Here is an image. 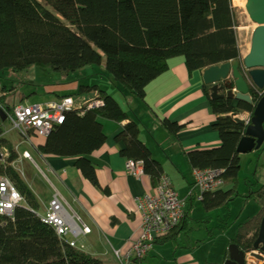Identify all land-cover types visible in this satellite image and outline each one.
Wrapping results in <instances>:
<instances>
[{
	"label": "trees",
	"instance_id": "16d2710c",
	"mask_svg": "<svg viewBox=\"0 0 264 264\" xmlns=\"http://www.w3.org/2000/svg\"><path fill=\"white\" fill-rule=\"evenodd\" d=\"M236 11L233 0H0V75L23 74L39 67L70 77L100 67L103 55L105 72L120 92L144 102L148 86L168 71L172 60L183 59L190 73L240 61ZM204 90L218 117L214 129L221 146L191 152L186 157L192 171L219 170L223 172L224 185H234L228 193L203 195L201 203L210 213L226 208L238 196L242 167L237 147L246 129L231 119L235 109L230 100L212 101L210 87ZM3 93L6 95L4 87ZM95 94L103 101L102 108L66 114L64 124L37 151L43 156L79 159L85 178L97 186L95 174L86 168L84 158L106 144L99 119L122 124L129 117L119 102L98 86L80 87L74 96H62L57 101ZM6 97L2 103L12 108L6 104ZM253 97V105L241 103L237 108L253 113L260 100ZM162 125L173 136L182 129L167 121ZM2 127L0 118V151L7 155L6 159L0 157V180L11 183L21 204L13 218L0 217V264H104L71 248L53 227L42 222L37 215V199L13 167L18 154L3 138ZM140 136L139 125L131 121L115 142L122 146L120 154L124 159L142 163L144 174L159 178L163 175L162 166L152 158ZM248 198L261 210L239 226L230 242V247L235 246L246 255L254 252L264 219V185L257 192L251 191ZM184 224L185 220L156 242L173 240Z\"/></svg>",
	"mask_w": 264,
	"mask_h": 264
},
{
	"label": "crops",
	"instance_id": "0c3cea01",
	"mask_svg": "<svg viewBox=\"0 0 264 264\" xmlns=\"http://www.w3.org/2000/svg\"><path fill=\"white\" fill-rule=\"evenodd\" d=\"M203 72L190 73L183 59L172 60L169 62L168 71L148 86L144 102L134 101L131 100L130 95L126 96L130 110L125 111L129 120L118 124L99 119L106 144L99 152L84 158L86 168L95 174L97 186L85 178L79 168V159L41 155L37 148L45 140L28 143L40 158L43 168H40L32 157L31 164L53 189L51 194L39 192L37 195L33 186L29 187L37 198L38 210L43 212V216L38 213L37 215L40 218L45 217L51 202L58 197L64 208L91 230L90 235L81 236L77 240L78 249L98 258L104 264H120L116 260L115 253L119 254L122 264H224L229 258V251L221 255V262H210L209 257L200 255L201 248L207 242L217 239V231L201 227L200 232L202 231L204 235L195 237V240L193 236L197 232L196 225L199 224L194 218L193 211L199 205L201 211L205 212V210L199 194L193 191V171L186 155L221 146L219 135L214 129L218 117L213 113L205 94ZM93 96L94 99L98 97L96 94ZM83 98L80 99L85 100ZM237 105L233 103L234 109ZM131 121L139 125L140 140L150 151L152 158L162 166L163 175L171 179L179 197L183 200L187 199L188 203L185 224L173 235V240L166 243H157V241L143 259H138L133 250L140 238L137 200L157 196L158 178L144 173L134 177L127 171L128 160L121 156L122 146L115 142V138ZM163 121L176 124L182 129L177 136H173L163 127ZM242 156L240 155V158ZM22 161L23 159L20 158L18 165ZM256 173L255 171L254 176ZM174 181H177L179 191ZM252 187L251 190H256L252 192H257L261 188L259 183ZM233 188L234 185L223 184L216 193H228ZM190 194L192 197H189ZM249 194L244 198L245 204L255 202L253 199L248 200ZM258 207L259 213L261 207L259 205ZM211 213L210 217H212ZM220 213L222 215V212ZM241 214L240 212L238 217ZM234 238L228 239L229 248Z\"/></svg>",
	"mask_w": 264,
	"mask_h": 264
},
{
	"label": "rangeland",
	"instance_id": "374dc122",
	"mask_svg": "<svg viewBox=\"0 0 264 264\" xmlns=\"http://www.w3.org/2000/svg\"><path fill=\"white\" fill-rule=\"evenodd\" d=\"M233 7L237 10V39L241 56L244 58L249 54L252 35L256 30V25L250 21L244 9L234 6V4ZM47 10L52 12L59 20L63 21L54 11L49 8H47ZM105 63V57L102 55V65L100 67L88 68L83 72L76 73L70 77H63L61 74H58L51 69L39 67H34L27 73L23 74L5 72L0 75L2 86L7 92L5 102L10 107L20 105H44L46 107V105L58 103V101L55 100L59 97L74 96L80 87L98 86L119 102L124 110H127L129 104L126 96H129V94H122L119 86L106 74ZM93 97V95H90L83 98L85 100L78 98L77 101H82L83 103L93 102ZM129 97L131 100L137 101L135 97ZM94 110H99V108ZM13 128L12 125L10 126V124L6 122L5 117V122H3L2 127L3 138L7 139L15 147L18 154V160L13 164V167L17 170L22 180L28 184V187L33 186V190L37 195L39 192L51 194V191L53 192L52 187L34 165L31 164L33 159L40 168H43L40 158L34 153V150L30 144H28V141L21 137L19 133L12 130ZM34 141L35 140H33L32 143H34ZM24 151H28L30 154L27 152L24 153ZM2 156L4 159L7 158V155L0 151V157ZM20 158H22L23 161L18 165ZM241 167V173L238 177L240 183L238 187L239 197L231 203L227 209L225 208L212 212V217H210V213L201 211L200 205L193 211L194 218L199 222V224L196 225L197 232L193 235L194 240L195 237L204 235L202 231L200 232L202 228L217 231V239L215 241L207 242L206 245L201 248L202 250L200 252L201 256L205 258L209 257L210 262H221V255L230 249L228 246V239L234 238L238 226L255 217L259 211V207L255 202L251 201L248 204H245L244 198L247 197L250 191H256L251 190L253 189L252 185L257 183H259V187L264 185V149L254 151L248 155H243L241 157ZM255 171L257 172L256 176H254ZM174 182L175 187L178 189L179 186L176 184L177 181ZM243 210L244 212H242ZM220 212H222V215ZM240 212L242 214L238 217ZM37 213L38 215L43 216L41 210H38ZM219 231L221 233L220 236ZM206 239L209 240L208 237Z\"/></svg>",
	"mask_w": 264,
	"mask_h": 264
},
{
	"label": "built area",
	"instance_id": "2783aa9c",
	"mask_svg": "<svg viewBox=\"0 0 264 264\" xmlns=\"http://www.w3.org/2000/svg\"><path fill=\"white\" fill-rule=\"evenodd\" d=\"M263 95L262 92L259 97ZM4 96L6 95L0 83V111L4 113L6 122L14 127L12 130L19 133L28 143H32L33 140L47 139L57 127L64 124L66 114L82 112L84 109L92 111L104 105L103 101L97 97L93 99V102L87 103L76 99H63L58 103L46 105V107L44 105H20L7 108L2 103ZM127 171L131 176H140L143 174V165L128 161ZM222 176L223 172L219 170L193 171V191L199 194L200 201L201 195L213 194L220 190L224 184ZM156 190V197L137 200L140 238L133 250L138 259L145 258L158 239L172 233L186 218L187 199L183 200L179 197L169 177L165 175L159 177ZM191 194L189 197H192ZM20 204L21 199L11 183L6 179H1L0 217L13 218L15 209ZM41 219L45 225L53 227L57 235L65 239L71 248L78 249L77 240L81 236L91 234L90 228L84 225L79 218L71 215L58 197L54 198L48 214ZM253 255L259 256L262 260L256 259ZM115 257L120 264L123 263L118 253H115ZM246 264H264V255L251 253L246 257Z\"/></svg>",
	"mask_w": 264,
	"mask_h": 264
},
{
	"label": "water",
	"instance_id": "95a60500",
	"mask_svg": "<svg viewBox=\"0 0 264 264\" xmlns=\"http://www.w3.org/2000/svg\"><path fill=\"white\" fill-rule=\"evenodd\" d=\"M245 11L250 21L256 25L249 54L240 61L215 66L203 72V82L210 87L212 101L230 100L238 105L242 103L251 106L253 96L259 97L261 92L264 93V0H247ZM0 118L5 122L2 111ZM231 119L246 129L237 147L238 155L261 150L264 145V95L253 113L236 108ZM254 251L264 255V219ZM246 256L244 252L231 246L229 258L224 264H246ZM255 258L262 260L259 256Z\"/></svg>",
	"mask_w": 264,
	"mask_h": 264
},
{
	"label": "bare ground",
	"instance_id": "6f19581e",
	"mask_svg": "<svg viewBox=\"0 0 264 264\" xmlns=\"http://www.w3.org/2000/svg\"><path fill=\"white\" fill-rule=\"evenodd\" d=\"M246 3H247V0H233L234 6L240 7L242 9H244V10H245ZM203 195H205V194H203ZM203 195H201V200H202Z\"/></svg>",
	"mask_w": 264,
	"mask_h": 264
},
{
	"label": "clouds",
	"instance_id": "9594fccd",
	"mask_svg": "<svg viewBox=\"0 0 264 264\" xmlns=\"http://www.w3.org/2000/svg\"><path fill=\"white\" fill-rule=\"evenodd\" d=\"M242 59H243V57H242ZM242 59H241V60H242ZM261 93H262V92H261ZM261 93H260V94H261ZM262 97H263V96H262ZM262 97H259V99H261ZM252 253H253V252H252ZM254 253H260V252H255V251H254ZM250 254H251V253H250ZM248 255H249V254H248ZM246 257H247V256H246Z\"/></svg>",
	"mask_w": 264,
	"mask_h": 264
}]
</instances>
